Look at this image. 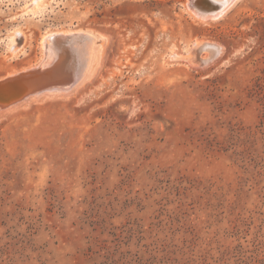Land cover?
Masks as SVG:
<instances>
[{
	"label": "rangeland",
	"instance_id": "rangeland-1",
	"mask_svg": "<svg viewBox=\"0 0 264 264\" xmlns=\"http://www.w3.org/2000/svg\"><path fill=\"white\" fill-rule=\"evenodd\" d=\"M78 32L0 98V264H264V0H0V79Z\"/></svg>",
	"mask_w": 264,
	"mask_h": 264
},
{
	"label": "water",
	"instance_id": "water-1",
	"mask_svg": "<svg viewBox=\"0 0 264 264\" xmlns=\"http://www.w3.org/2000/svg\"><path fill=\"white\" fill-rule=\"evenodd\" d=\"M226 6L218 0H194L196 10L202 11L208 17L217 16ZM88 35L90 34L86 32H78L51 36L48 42L50 46H56V56L50 50L45 61L40 65L18 72L14 76L0 79V98L3 96L18 98L23 92H42L47 89L55 91L60 89L73 90L84 78L85 71L83 68L75 66L71 52L77 38L87 39ZM48 58L50 59V65L46 66L45 62Z\"/></svg>",
	"mask_w": 264,
	"mask_h": 264
},
{
	"label": "bare ground",
	"instance_id": "bare-ground-1",
	"mask_svg": "<svg viewBox=\"0 0 264 264\" xmlns=\"http://www.w3.org/2000/svg\"><path fill=\"white\" fill-rule=\"evenodd\" d=\"M220 1V3H224V5L226 6L228 3V5L226 6V8L227 7H229L232 3H233V1L234 0H232L231 2H228L229 0H218V2ZM225 8V9H226ZM224 9V10H225ZM223 10V11H224ZM222 11V12H223ZM221 12V13H222ZM221 13H219L217 16H219ZM199 15V14H198ZM217 16H215V17H217ZM89 37L87 38V39H83L82 37H78L77 39L79 40V39H81V40H83V41H88V42H91V44H93L92 42H93V40H94V37L92 36V35H88ZM47 39V38H46ZM45 39V40H46ZM47 43V42H46ZM47 45V44H46ZM88 45V44H87ZM80 47V46H79ZM79 47H77V48H79ZM88 47V46H87ZM85 48V47H84ZM91 48H92V45H91ZM78 52V51H77ZM76 52V53H77ZM91 53H92V51L90 50V48L88 47L87 48V50L85 51V50H80V52H78V57H77V62L79 61V67L80 68H83L84 69V76H85V73H86V71H87V69H88V67H89V63H90V60H91ZM211 54V53H210ZM76 58V56L74 57V59ZM75 61H76V59H75ZM78 67V66H77ZM78 67V68H79ZM15 75V74H14ZM14 75H12V76H14ZM37 94V93H36ZM24 95V94H23ZM26 95V94H25ZM27 96V95H26ZM26 99V98H25ZM25 99H23V101L25 100ZM3 100V99H2ZM10 101H11V99H10ZM28 101V100H27ZM12 107V106H11Z\"/></svg>",
	"mask_w": 264,
	"mask_h": 264
}]
</instances>
